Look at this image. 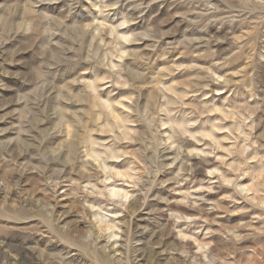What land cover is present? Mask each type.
Instances as JSON below:
<instances>
[{"label": "rangeland", "instance_id": "374dc122", "mask_svg": "<svg viewBox=\"0 0 264 264\" xmlns=\"http://www.w3.org/2000/svg\"><path fill=\"white\" fill-rule=\"evenodd\" d=\"M0 263L264 264V0H0Z\"/></svg>", "mask_w": 264, "mask_h": 264}, {"label": "bare ground", "instance_id": "6f19581e", "mask_svg": "<svg viewBox=\"0 0 264 264\" xmlns=\"http://www.w3.org/2000/svg\"><path fill=\"white\" fill-rule=\"evenodd\" d=\"M112 195H115V193H113L112 192ZM111 228V227H110ZM143 255L146 257L147 256V254H145L144 252H143ZM1 264V263H0Z\"/></svg>", "mask_w": 264, "mask_h": 264}]
</instances>
